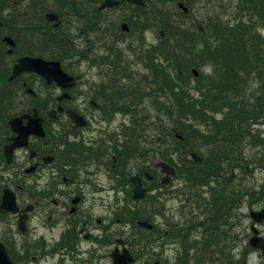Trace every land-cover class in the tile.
Segmentation results:
<instances>
[{"label": "trees", "instance_id": "trees-1", "mask_svg": "<svg viewBox=\"0 0 264 264\" xmlns=\"http://www.w3.org/2000/svg\"><path fill=\"white\" fill-rule=\"evenodd\" d=\"M176 1L178 0H165V36L161 44V55L168 65L156 62L154 51L148 56L150 68L144 76L153 82L154 86L148 92L141 91V73L135 71L133 63L121 60L120 56H109L115 60L110 66L113 71L111 77H130L131 83L117 79L116 84L121 88L114 89V85H111L103 91L112 94L104 100L109 107V101L115 92L120 95L114 98V102H119L124 108L131 104L134 120L125 132L126 137L141 138L132 142L125 138L124 142L118 144V150H114L117 158L114 168L119 173L120 180L131 185L128 177L133 173L129 162L138 158V154L144 155L140 162L141 168H149L147 163L152 160L154 153L160 152L172 161V151L180 148L184 150V154H180L181 164L172 162L179 167L180 173L187 175L189 181L185 191L186 194L192 195L197 182L199 187L207 185L214 177L213 174L226 172L224 169L227 166L243 167L250 162L257 166L264 165V150L255 143L261 134L257 129L264 125V120L259 117L264 103V39L259 31V26L264 24V0H183L190 6V12L174 15L172 8L175 7ZM5 2L6 0H0V15L3 17ZM40 4L43 5V0ZM160 4V0H152L153 11L144 13L148 21L152 18L162 20L164 14ZM195 7L199 12H203L200 16L202 19L192 18L186 22V18L192 17ZM141 10L135 9L137 13H141ZM29 14L30 10L23 12L25 16ZM23 21L29 23L26 19ZM63 49L70 50L72 57L77 54L73 47ZM201 63V74L193 79L192 68ZM207 66L212 67L208 73L203 69ZM195 91L200 93L196 101L192 94ZM140 92L144 95L139 94ZM146 99L148 110L137 113V109ZM216 107L223 108L225 113L218 121L222 124L220 128H224L225 139L224 143L212 149L208 143L211 135L201 131L200 126L207 118L209 109L214 110ZM158 131L164 134L162 139L165 145L156 139ZM175 133L181 134L183 139L176 138ZM262 140L264 141V136ZM152 141L157 147L145 154L143 151L146 146L143 144ZM208 146L211 148L209 157L204 158L202 163L187 160L189 152H200ZM235 161L239 163H234ZM125 176L127 180H124ZM240 182L246 184L247 197L258 199L259 189L264 182L257 185L243 172ZM242 184L228 185L232 195L228 203L231 205L235 195L243 188ZM130 200H133L131 192L127 191L126 202ZM152 200L154 204L151 207L159 210V196ZM232 213L226 206L207 210L204 216L193 215L194 219L202 220L209 232L216 233L213 234V240H205L206 247L210 244H223L226 230H229V234L232 233V224L226 225ZM151 216L152 212L144 211L140 205H136L135 209L127 207L123 217L134 222L137 219L153 220ZM214 252L210 255L211 252L204 250V256L199 262H206L207 255L211 263L226 261V254H217L215 250ZM229 260L240 263L239 259L235 260L233 257Z\"/></svg>", "mask_w": 264, "mask_h": 264}, {"label": "flooded vegetation", "instance_id": "flooded-vegetation-1", "mask_svg": "<svg viewBox=\"0 0 264 264\" xmlns=\"http://www.w3.org/2000/svg\"><path fill=\"white\" fill-rule=\"evenodd\" d=\"M62 1L64 5L59 3V8L53 13L58 17L55 21H51L49 18V14L51 13L48 11L33 8L30 27L7 26L0 28V264H6L4 262V252L6 250L15 264H41L42 260L49 257H51L52 264H89L99 257L98 251L99 248L101 250L100 245L102 243L100 240L103 235L106 238V242L109 241L114 244H116V239L118 238V230L113 231L114 224L116 223L109 225L103 217H95L90 209L84 210L91 204H87L86 196V193L88 194L90 191L88 188L86 189V186H83L87 182H82L81 179L83 176L89 177L95 174H90L89 171L84 170L85 168L83 166L74 164L70 156L72 153H75V150L68 148L64 151L63 149L57 151L68 155L63 156V160L56 164L54 162L51 164L43 162V158L46 155H54L57 150L54 121L49 117V113L55 105V102H53L54 86L50 88L51 100L43 104V107L40 109V113L44 117L45 128L47 127V139L44 140L34 135L30 136L28 148L16 150L14 152V162L9 167L7 164L6 146L12 143V138L16 135L8 126V121L14 116L31 115L34 107L38 103V93L30 91V89H33L30 83L37 76L33 75V73H23L11 80L14 64L20 58L19 56L23 50L30 49L28 51L36 55V49L40 47L47 51L53 49L55 40L59 39L58 33L60 32V27L58 25L60 23V17L64 14H69V8L66 6L65 0ZM103 1L76 0L74 2L77 9L85 17L87 14L94 16L100 14V7ZM144 1L147 5L146 0ZM119 4H122L119 8L123 6L124 10H129L132 13L136 6H138L130 0H120ZM38 20L42 23L40 24ZM63 26H66V23ZM83 32L86 31L82 28L80 31L73 30L74 36H72L71 41L78 42L79 44L81 40L79 37ZM62 34L64 35L65 31ZM6 35H11L16 44L11 51L9 49L10 45L8 46L4 42L5 40H3ZM87 51H89L88 54H83L86 55V59L73 61V64L84 66V64L89 63L88 58L91 57V49L88 48ZM72 74L79 76L81 80L82 75H79L78 72L74 70ZM85 76L87 75L82 77L83 80L86 79ZM88 83L81 84L87 87L85 97L88 95L91 96V93L96 88V85L91 80ZM74 98H76V94L73 93L71 95L70 93V97L68 98L70 100L68 102L73 101ZM100 98L101 95L98 93L96 104L92 103V99H89L90 103L98 110L92 112L91 110L85 109L83 113L79 111L89 120L88 128H91L92 121L94 120L102 123L104 126L109 124V128L111 127L108 106L106 103L100 102ZM59 103L65 109L73 108L66 100L59 101L56 105ZM9 109L11 114L8 117L7 112ZM24 121L27 123L28 119L25 118ZM66 125L70 130V145L77 142L83 144L85 142L91 143L94 140L93 137H87L83 134L88 128L75 127L69 121ZM109 128L102 129L100 134H98L99 137L95 139L103 142L102 138L104 137L106 144H112V140H109L110 135L107 134ZM59 144L61 145V142ZM30 150H33L35 153V156L32 158L30 157ZM82 153L87 154L85 156L83 155L84 159L87 157L90 161L95 160L97 162L102 155L101 149L93 151L90 147L87 150H83ZM32 164L36 166L35 172L27 173L25 171L26 168ZM44 178L49 179V185L53 186L51 190L55 196L51 200L47 195H43L40 198L37 193L33 194L35 192L34 188L30 189V186L36 180ZM24 182L28 185L26 189L23 186ZM7 187L16 191L17 204L20 207V212H6L2 208L4 192ZM22 194H24L23 198ZM76 196L77 198H74ZM76 199L78 202L75 204L73 201ZM33 201L36 205L35 208L26 212L25 208L33 204ZM38 212L44 216L46 215L47 221L35 222L34 217ZM22 216L24 219H21ZM59 219L64 221L65 227L60 233L58 241H54L51 236L46 237L38 229L39 224L42 228L50 232L51 229L58 226L60 223ZM34 225L37 229H35ZM263 226L264 224L260 226V234L262 235H264ZM247 236L248 233L244 234L245 238ZM62 239L63 242L61 244L58 243ZM85 242H89L91 246L89 249L83 244ZM48 243L55 245L51 246L50 250L46 252V244ZM86 252L89 253L87 258L84 257V253Z\"/></svg>", "mask_w": 264, "mask_h": 264}, {"label": "rangeland", "instance_id": "rangeland-1", "mask_svg": "<svg viewBox=\"0 0 264 264\" xmlns=\"http://www.w3.org/2000/svg\"><path fill=\"white\" fill-rule=\"evenodd\" d=\"M215 2V0H213ZM229 1V0H228ZM118 16H122V19L120 21H118L117 23L121 24V21L125 20L126 18H131L132 16L129 14V11L126 10L125 14L122 11H115L114 15ZM114 15H108L107 17H109L110 19H113ZM203 15V12H199L198 10H193V16L191 18H198V19H202L200 16ZM139 19L136 20V22L139 25H144L148 22L147 18L145 17L144 19H141L140 17H138ZM153 31L152 32H147L146 34L140 35L138 37V41L132 46L133 48H135L136 46H138L140 53H141V62L139 64L134 63L132 66L135 69V71H138L139 73H141V80L142 83L141 85V91L145 92V91H149V89H151L154 85L153 82H150L147 80V77L144 76L145 73H148L149 71V64H148V56L149 53L151 51L155 52V61L156 62H161L164 63L165 66L168 65V63H166L163 60V56L161 55L160 52V44H155L152 45L151 43H158L159 42V37H158V33H159V28L155 29L154 27H152ZM262 32L264 34V29H262ZM128 35V34H126ZM131 38V37H129ZM128 38V39H129ZM132 40V39H130ZM128 41V40H127ZM119 46L123 47L122 43H118ZM128 58L129 59H133L132 54H128ZM73 62V61H72ZM81 71V74L84 76L85 74H87V76H85L87 79L85 80H81L82 84H89L88 81L91 80L95 85H97L96 88H101L104 89L105 83L106 81L111 77V75L113 74L112 72L109 73H105L104 75L100 74V71L97 70V68H92L88 65L83 66V68H79L77 67L76 70ZM198 69H202V63L198 66ZM204 71L206 73L210 72L212 70V67L207 66L205 68H203ZM124 76V75H123ZM126 77V76H124ZM123 78V77H120ZM81 87H79L77 89V91L75 92L76 94V98H74L73 100V104L77 105L80 109H82V111H84L85 109L91 110L92 112H94L96 109L90 105V100L85 97V95H83V91L87 90V87L82 86L80 83L78 84ZM38 90L41 93V98L44 102L48 101L51 99L50 94H51V89L46 87V85L44 83H42L40 80L36 81V85H35ZM78 91H82V93H78ZM56 92L55 91V96H56ZM192 94L194 95V100L196 101V98H199L198 92H192ZM143 110L138 111V113H142ZM99 115V114H98ZM126 115H122V114H118L114 120L111 122V129L112 128H116L119 127L121 124V120L125 117ZM65 117H63L64 119ZM65 121V120H64ZM66 122V121H65ZM129 122V121H128ZM55 127L57 129H61L65 126V123H60V124H54ZM109 128V124L104 126L102 125V123H99L97 121H92V126L91 128L86 129L83 134H85L87 137H93L94 142L97 141L98 138V134H100L102 129H106ZM162 136H164L163 133L161 132H157L156 135V139H161ZM83 138V137H82ZM85 140H87L85 138ZM91 141V142H92ZM89 142V141H88ZM264 153V152H263ZM206 157H209V155H206ZM264 166V165H263ZM89 173L90 174H95L92 176H89V179L87 182V184L83 185L86 186V189L88 188V190L90 191V193H86L87 196V204H90L86 209H90V211L95 215V217L100 218L103 217L104 219L107 220L109 225H113L114 223V227H113V231L115 230H119L120 227L123 228L126 232L127 236H130L134 239H139V231L133 229V227L131 226V224H119L117 223V221L115 220V211L113 210L112 206L110 203H112L114 198L113 196V190L111 189V181L109 180V176L104 172V171H97L95 165L90 166L89 165ZM96 172V173H94ZM256 178L258 180L263 179L264 178V167L262 169H258L257 170V176ZM180 181V179L174 180V184L171 187V189H175L177 186L176 184ZM50 180L47 178L44 179H39L36 180L34 183H38L39 187L41 188H46L49 185ZM61 189V188H59ZM95 190V191H94ZM202 192H206V190L201 189L200 193ZM24 196V194H23ZM22 196V198H23ZM53 197V196H52ZM51 197V198H52ZM204 197H206L208 199V201H211L210 198H208L207 194L205 193ZM50 198V200H51ZM117 199H121L123 200L124 197L119 195V198ZM179 196L175 195L170 197L169 200H166V202H161L160 206H159V211H167L169 214H176L179 215V213H181V202L179 200ZM245 201H247L245 199ZM166 203V204H165ZM51 205V203H50ZM261 207L258 204H249L248 202H244V205L242 204L241 208L237 211L238 217L234 218L233 221V226L236 228V230L241 232V240H239L238 244H236V246H234L233 250V255H237L241 250L244 251L245 253H249L251 254L250 259L248 261L249 264H264V258L260 255L259 252L257 251H253V250H249L247 244H249V237L244 238V234L246 233H250V236H252V232H251V225H252V221L248 216V213L251 209H257ZM145 210L147 212H151L152 208L151 205L147 206L145 208ZM156 212L153 213V215H155ZM240 216V218H239ZM167 217V218H166ZM166 217L162 216V215H158L157 216V222L161 225V227L163 229H165L166 227H172V229H174V233H181L183 234L185 232L186 229V223L185 222H181V221H176L178 219V216L175 217V220L172 217H168V214L166 213ZM35 222H44L46 220V218L44 217V215H42L40 212L37 213V215L34 217ZM119 222L122 223V221L119 219ZM35 229L36 226L34 225ZM65 227V223L64 221H60L59 225L54 228L51 229V231L49 232L47 229L42 228L39 224H38V229H40L42 232L44 233V235L46 237L51 236L54 241H58L59 240V235L60 233L63 231V228ZM264 229V226H263ZM47 239V238H46ZM63 239L58 242V243H62ZM55 244H46V252L48 250H50L51 246H54ZM87 246V242L85 244ZM191 243L187 242V249L185 250V252L188 251L189 247H190ZM102 252H103V258H100L99 261L97 262V264H106L107 263V249H111V245H100ZM160 249V253L159 254H155L156 256H160L162 251L164 252V256L170 258L171 260L175 259L176 253H178L181 250V247L179 244H170L167 246H162ZM41 264H52V260L51 257L46 258L44 260L41 261Z\"/></svg>", "mask_w": 264, "mask_h": 264}, {"label": "water", "instance_id": "water-1", "mask_svg": "<svg viewBox=\"0 0 264 264\" xmlns=\"http://www.w3.org/2000/svg\"><path fill=\"white\" fill-rule=\"evenodd\" d=\"M116 4L115 1L107 0V2L104 4V6H114ZM71 10L74 12H77L72 3H71ZM23 70H30V71H36L41 74H43L46 79L48 80V83H52L53 81L56 82L59 86L62 88H68L74 85L73 83V77L69 76L61 67L59 61H44L41 58H31V57H25L21 59L20 63L16 66V74H19ZM62 110V108H59ZM68 113L70 117L73 119V121L76 123V125H85L86 121L85 119L76 111L69 109ZM37 112H35V116L29 118V123L27 126H25L23 123L19 127H17V131L19 132V136L16 138L15 146H22L27 145V136L31 133L39 135V136H45V132L42 126V119L37 116ZM53 115V113H52ZM22 118L14 119L11 124L13 125L14 129H16L17 122L21 121ZM194 157L197 159H200V157L197 154H193ZM44 160L46 162H49L53 160L52 157H45ZM156 167H161L163 171L165 172V175L163 176V182L168 183L171 179V175L176 174L175 168L170 165L168 162L164 160H158ZM248 171H251L253 169L247 168ZM151 178L152 175L148 174ZM133 181L135 183L134 188V197L140 198L143 197L145 194V189L142 187V182L140 177L133 178ZM4 207L6 209H16V207L13 206V203L10 204L9 201L6 199L4 201ZM251 216L258 222L264 221V209L261 211H252ZM143 225L148 226L147 223H142ZM254 230L257 232V229L254 227ZM123 243V241H121ZM252 244L257 248H264V242L263 239L260 237H253L251 240ZM116 258V264H125L126 256H125V250L123 254H115ZM132 261V258H130Z\"/></svg>", "mask_w": 264, "mask_h": 264}, {"label": "bare ground", "instance_id": "bare-ground-1", "mask_svg": "<svg viewBox=\"0 0 264 264\" xmlns=\"http://www.w3.org/2000/svg\"><path fill=\"white\" fill-rule=\"evenodd\" d=\"M210 6L213 7L212 4H211ZM197 7H198V6H197ZM197 7L193 8V10L197 9ZM262 106H263V107H262V110H261V112H260L259 117H260L261 119L264 120V103H263ZM257 131H260L261 134H260V137L257 138V139L255 140V143H257V146H258L259 148H262V149L264 150V143H263L264 141L262 140V137L264 136V125L260 126V128L257 129ZM229 162H231V161H229ZM229 162H227V163H229ZM234 163H239V162H236V161H235ZM251 164H252L251 162H250V163H246L243 167H241V166H239V165H236V166H234V167H228V166H227V167H225L224 170H225L227 173H229V174L240 175V174H242V172L244 173L245 169H246L247 167H249ZM257 198H258L259 200H264V184L261 185V187H260V189H259V193H258Z\"/></svg>", "mask_w": 264, "mask_h": 264}]
</instances>
